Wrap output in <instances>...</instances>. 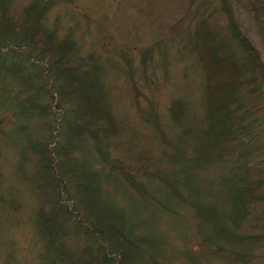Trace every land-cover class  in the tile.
Returning <instances> with one entry per match:
<instances>
[{"label":"trees","instance_id":"obj_1","mask_svg":"<svg viewBox=\"0 0 264 264\" xmlns=\"http://www.w3.org/2000/svg\"><path fill=\"white\" fill-rule=\"evenodd\" d=\"M218 1L214 12L206 2L185 14L192 19L181 35L188 36L204 71V123L193 146L191 131L173 142L162 139L172 151L173 171L146 175L160 184L161 191H153L111 156L116 122L99 58L83 56L71 33L60 37L57 29L46 27L52 0L34 1L20 20L11 17V0H0V109H7L12 120H0V130L12 126L0 134L12 139L18 154L17 187L0 177V215H22L19 187L44 197L31 217L39 264H158L151 222L159 213L178 218L174 204L192 208L201 227L209 229L202 243L229 264L264 259L257 256L264 252V60L235 4ZM244 7L252 24H263L259 38L264 42V0H244ZM213 13L225 18L223 28L213 26ZM186 106L182 100L172 104L177 123L184 121ZM35 118L52 120L50 133L39 141ZM21 120L32 126L18 145L13 124ZM179 140L186 141V149ZM90 142L104 170L94 171L84 157ZM210 171L216 172L211 180ZM108 185L145 205L130 212L117 207ZM211 186L224 205L213 200L219 195H210ZM151 210V219L140 216ZM244 226L249 229L241 232ZM72 241L78 245L72 247Z\"/></svg>","mask_w":264,"mask_h":264},{"label":"rangeland","instance_id":"obj_2","mask_svg":"<svg viewBox=\"0 0 264 264\" xmlns=\"http://www.w3.org/2000/svg\"><path fill=\"white\" fill-rule=\"evenodd\" d=\"M34 1L37 0H11V17L23 19L24 9ZM231 1L264 60V42L259 38L263 24L251 23L249 14L244 10V0H237L239 4L236 0ZM206 2L209 3L208 9L213 12L220 6L218 0H52L46 16L47 28L57 29L60 37L71 33L83 56L94 54L99 58L105 73L108 108L116 122L111 156L120 160L126 174L139 177L146 188L153 191H161L160 184L154 178V182H151L146 175L171 174L173 171L170 159L172 151L162 145V139L173 142L177 138L181 139L183 132L191 131L188 141L193 146L198 140L197 132L204 123L206 103L203 67L192 51L188 36L181 33L187 30L192 19L185 18L189 8L192 12ZM210 21L219 28L226 25L225 18L219 13H213ZM4 97L1 91V101ZM180 100L187 105L182 124L177 123L171 115L172 104ZM8 114L7 109H0V120L6 118L8 123L12 121ZM32 120L37 131L36 140H42L44 133H50L48 127L52 120ZM13 126L19 129L15 141L21 145L32 124L21 120ZM11 127L7 125L0 132L8 133ZM59 141L54 140L51 147H55ZM180 142L186 149V141ZM90 146L91 142L84 157L94 171L104 170ZM189 150H185L187 157L191 153ZM165 151L169 154L166 157ZM17 156L12 139L0 134V177L7 186L18 185L14 175ZM105 170L109 171L108 167ZM214 174V171L207 173V179L211 180ZM207 185L202 187L207 189ZM19 188V198L24 207L22 215L11 219L0 215V264H39L31 217L44 197L40 198L39 194L30 193L24 187ZM112 188L108 185L106 189L117 207L130 212V208L145 205L143 199L125 196L122 189ZM209 191L210 195L217 192L219 196L213 200H219L224 205L223 196L218 190L211 186ZM174 206L179 209L178 218L159 213L155 216L156 221L151 222L155 234L153 237L160 249L158 264H194L193 258L198 259L200 264H229L214 254L212 246L202 243L201 235L209 229L201 227L192 208ZM153 212L140 213V216L151 219ZM247 226L241 232L248 230ZM70 244L72 247L78 245L76 241ZM257 252H261L257 255L259 257L264 254L262 251ZM254 264H264V259Z\"/></svg>","mask_w":264,"mask_h":264}]
</instances>
